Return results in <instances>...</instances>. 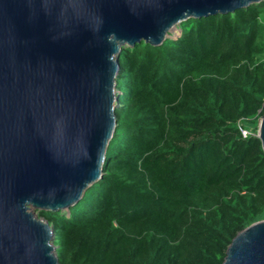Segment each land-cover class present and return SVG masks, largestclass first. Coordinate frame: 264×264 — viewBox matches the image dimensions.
Wrapping results in <instances>:
<instances>
[{
    "label": "trees",
    "instance_id": "1",
    "mask_svg": "<svg viewBox=\"0 0 264 264\" xmlns=\"http://www.w3.org/2000/svg\"><path fill=\"white\" fill-rule=\"evenodd\" d=\"M123 46L101 177L67 210H36L59 264H221L264 219V0Z\"/></svg>",
    "mask_w": 264,
    "mask_h": 264
},
{
    "label": "water",
    "instance_id": "2",
    "mask_svg": "<svg viewBox=\"0 0 264 264\" xmlns=\"http://www.w3.org/2000/svg\"><path fill=\"white\" fill-rule=\"evenodd\" d=\"M262 0H0V264H59L36 210H67L102 174L123 46ZM264 151V112L258 134ZM221 264H264V219Z\"/></svg>",
    "mask_w": 264,
    "mask_h": 264
},
{
    "label": "built area",
    "instance_id": "3",
    "mask_svg": "<svg viewBox=\"0 0 264 264\" xmlns=\"http://www.w3.org/2000/svg\"><path fill=\"white\" fill-rule=\"evenodd\" d=\"M258 123H259V120H258ZM238 129H239L242 137H247L249 135L257 136V134H258V124H257L256 129L253 130L251 128H249V129L244 128L240 123H238Z\"/></svg>",
    "mask_w": 264,
    "mask_h": 264
},
{
    "label": "rangeland",
    "instance_id": "4",
    "mask_svg": "<svg viewBox=\"0 0 264 264\" xmlns=\"http://www.w3.org/2000/svg\"><path fill=\"white\" fill-rule=\"evenodd\" d=\"M179 33V30L178 29H176V30H173V31H171V32H169V36H171V37H174L175 35H177ZM168 36V37H169ZM37 213V212H36ZM39 217V216H38Z\"/></svg>",
    "mask_w": 264,
    "mask_h": 264
}]
</instances>
